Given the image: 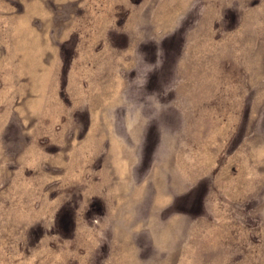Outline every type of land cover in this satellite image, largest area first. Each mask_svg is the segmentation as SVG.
<instances>
[{
	"label": "rangeland",
	"instance_id": "rangeland-1",
	"mask_svg": "<svg viewBox=\"0 0 264 264\" xmlns=\"http://www.w3.org/2000/svg\"><path fill=\"white\" fill-rule=\"evenodd\" d=\"M0 264H264V0H0Z\"/></svg>",
	"mask_w": 264,
	"mask_h": 264
}]
</instances>
